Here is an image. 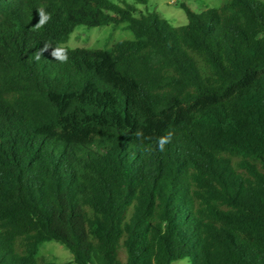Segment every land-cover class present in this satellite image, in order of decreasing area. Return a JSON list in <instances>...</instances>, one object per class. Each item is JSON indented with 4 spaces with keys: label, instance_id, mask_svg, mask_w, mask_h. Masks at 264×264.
Returning a JSON list of instances; mask_svg holds the SVG:
<instances>
[{
    "label": "trees",
    "instance_id": "16d2710c",
    "mask_svg": "<svg viewBox=\"0 0 264 264\" xmlns=\"http://www.w3.org/2000/svg\"><path fill=\"white\" fill-rule=\"evenodd\" d=\"M146 1L0 0V264H264V3ZM109 24L133 39L62 46Z\"/></svg>",
    "mask_w": 264,
    "mask_h": 264
},
{
    "label": "rangeland",
    "instance_id": "374dc122",
    "mask_svg": "<svg viewBox=\"0 0 264 264\" xmlns=\"http://www.w3.org/2000/svg\"><path fill=\"white\" fill-rule=\"evenodd\" d=\"M116 3L119 0H114ZM131 3V0H125ZM221 0H147L145 4L139 5L137 13L157 12L161 19H164L172 27H178L186 22L184 11L177 5L183 2L196 14L200 13L205 7H218ZM264 3V0H260ZM124 24L117 26L102 25L85 27L77 25L69 34L68 40L62 44L63 47L85 48V49H110L112 45L121 40L133 39L132 33L124 29ZM37 257L53 264H73L70 254L59 243L54 241L44 242L39 245L36 253ZM171 264H190L188 259H180Z\"/></svg>",
    "mask_w": 264,
    "mask_h": 264
},
{
    "label": "clouds",
    "instance_id": "9594fccd",
    "mask_svg": "<svg viewBox=\"0 0 264 264\" xmlns=\"http://www.w3.org/2000/svg\"><path fill=\"white\" fill-rule=\"evenodd\" d=\"M38 15L40 17V20L38 22V27L39 26H42L45 24V22H47L48 20H50V15L45 13L44 9L41 8V9H38ZM53 56L55 58H57L60 62H66L67 59H68V56H67V52L65 49H63L62 47H57V49L53 52ZM37 59H39V56H37ZM136 136L139 138V137H142L143 136V133L138 131L136 133ZM171 138H172V133H168L166 136H162V137H159L157 139V147L160 151H164L165 150V146L171 142Z\"/></svg>",
    "mask_w": 264,
    "mask_h": 264
}]
</instances>
